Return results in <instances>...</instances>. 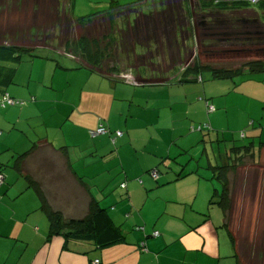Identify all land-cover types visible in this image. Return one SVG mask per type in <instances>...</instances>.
Returning <instances> with one entry per match:
<instances>
[{
  "label": "crops",
  "instance_id": "obj_1",
  "mask_svg": "<svg viewBox=\"0 0 264 264\" xmlns=\"http://www.w3.org/2000/svg\"><path fill=\"white\" fill-rule=\"evenodd\" d=\"M184 1L137 0L92 16L109 20L110 31L103 39L110 41L114 12L129 10L136 19L153 13L163 17V22L158 18L157 30L146 31L145 53L138 54L136 46L131 51L134 60L144 63L130 64L127 74L125 68L99 67L104 60L91 64L82 55L51 46L66 60L58 61L54 70L38 57L26 59L16 69L7 92L28 103L0 110V169L5 174L0 187V264L241 263L231 226L222 210L210 204L219 201L214 196L218 187L210 173L196 171L188 155L191 148L204 144V156L211 164H235L232 175L264 166V74L242 83L214 80L213 88L194 85L195 78H189L192 73L187 71L179 75L181 79L170 75L188 53L186 42L196 44L194 53L197 45L204 46L196 35L197 23L195 36L188 29L193 21L188 27L189 0ZM65 3L57 0V13L65 14ZM196 4L200 11L222 9L219 0L214 4L196 0ZM134 21L126 29L134 30ZM153 61L164 62L165 67L158 70ZM206 101L213 113H208ZM101 123L111 133H123L115 145L111 135L90 136ZM198 125L210 129L192 132ZM245 130L243 140L249 141L251 151L240 161L244 153L232 152L241 146L230 133ZM221 135L224 143L218 140ZM208 141L217 146L216 154L207 153ZM35 145L20 173L13 166L15 159ZM162 166L169 172L164 174ZM155 169L160 173L157 181L149 175ZM188 172L198 175L192 185L188 176L178 180ZM24 176L41 186L51 209L66 219L84 218L90 204L97 202L125 240L99 249L93 242L67 241L61 235L49 238L50 223ZM232 202L233 210L240 208L236 199Z\"/></svg>",
  "mask_w": 264,
  "mask_h": 264
},
{
  "label": "rangeland",
  "instance_id": "obj_2",
  "mask_svg": "<svg viewBox=\"0 0 264 264\" xmlns=\"http://www.w3.org/2000/svg\"><path fill=\"white\" fill-rule=\"evenodd\" d=\"M209 1L214 4L216 0ZM209 1L206 0L207 3ZM66 2L65 9L67 12L65 11V14H62L56 12L58 8L57 0H0V47L12 46L29 50L35 49L32 53L35 57L40 58L38 61L48 63V65L51 64V68L54 70L58 61L65 62L66 60L59 53L58 56L53 48L77 57L81 55L79 45L84 44L83 42L86 39L89 42L95 41L98 43L96 56L100 57L102 54L106 56L100 57L104 61L99 67L125 68L126 71H129L130 68L128 66L130 64L142 65L144 63L143 61L137 62V60H134L131 51L136 46L138 54L145 53L147 48L145 45L146 31L152 33L153 29H158V18H161L162 22L164 21L162 16L154 15L155 13L150 14L146 18L139 16L136 19L131 14L132 11L121 9V13H112L110 41V38L103 39L110 31L108 29L109 20L103 19V17L96 19L93 17L88 21L89 16H94V14L102 12L103 9L109 10L112 6L111 2L117 5L127 2L131 4L137 2V0H66ZM196 5V0H189L188 4H185V9L188 12L186 14L188 17L186 23L188 22L189 27V20L193 21L192 26L194 28L192 26L187 28L194 36V22L197 23L196 35L199 42L204 43V46L197 45L196 53H194L193 49L196 44L186 42L187 48L191 52L189 53V50H186L188 53H186V56L184 55L183 62L175 63V66L181 65V70L176 68L171 71L170 75L181 79L182 76L179 78V75L194 65V61H192L194 57H197L196 60L198 59L203 65L208 64L216 68H237L249 61L252 62V60L259 61L261 59V61H264L263 11L258 10L254 6L248 9L230 7L226 13L221 12V10L224 11L225 9L216 10L213 8L200 11ZM62 8L63 5H61V11ZM191 11H194V14ZM70 15L75 20L84 18L87 22L74 21ZM182 19H184L183 16ZM130 20H135L133 23L134 30L126 29V24ZM168 21H171L169 15L167 16ZM200 21H203V24ZM123 29H125V32H123ZM136 34L140 36L136 37ZM153 46L155 45L153 44ZM153 46L152 48H154ZM25 56L24 61L31 59L30 56ZM70 61L73 62V60ZM153 64L158 66L156 67L158 70H160V67H165L164 62L153 61ZM141 70L144 69L142 68ZM126 71L125 73L127 74L128 71ZM153 75L161 78L157 73H153ZM198 77V75L191 74L189 78L197 79ZM248 77L238 76L233 81L226 82L242 83L243 81H250ZM256 78L257 75L252 79ZM203 79V83L197 84V82H194L193 84L199 85V87L211 85L210 88H213L214 80L209 72L204 71L202 73ZM226 132L228 133V131ZM211 133L216 139L217 134ZM230 136L235 138L237 140L236 143L240 146L249 144L248 140L244 141L241 139V131L231 132ZM220 139L223 141L222 135ZM206 145L208 146L207 153H210V155L211 153L216 154L218 148L215 144L213 145L212 142L208 141ZM212 146L213 151L211 150ZM203 151L204 144L191 148L188 155L190 162L194 165L195 161L202 160L204 162L206 157L203 155ZM192 157L194 160L191 161ZM167 165L165 164V166ZM161 168L164 174L169 172L167 167L162 166ZM246 169L241 171L242 173L238 171V173L236 172V174L231 176L230 208L226 219L234 234L241 264H264V166L261 169ZM197 176L196 173L188 175L187 181L192 185L198 179ZM190 184L187 183V185ZM210 185L213 188L212 182H210ZM215 185L218 188L222 187L216 182ZM30 193L33 195L34 192L31 190ZM233 199L237 200L240 208L235 207L233 210ZM210 204L212 207H219L222 210L218 204H212L211 201Z\"/></svg>",
  "mask_w": 264,
  "mask_h": 264
},
{
  "label": "trees",
  "instance_id": "obj_3",
  "mask_svg": "<svg viewBox=\"0 0 264 264\" xmlns=\"http://www.w3.org/2000/svg\"><path fill=\"white\" fill-rule=\"evenodd\" d=\"M219 3H220L219 6L220 7L222 6V9H228L230 7L235 9H248L254 6L258 8V10L264 12V0H257L256 3H252L250 2V0H219ZM119 8H121V4L117 5L116 3L114 4V2H112L111 10L115 11ZM92 16H89L88 21L91 20ZM80 21L87 22V20L84 18L81 19ZM83 43L84 44L79 45L81 50V55L83 59H85L88 63L98 65L100 62H102V59H100V57L102 58L106 57L103 54L100 57L96 56L98 53L97 50L98 43L94 41L89 42V40L86 39L84 40ZM25 55H28L31 58L35 57L34 54L32 53V50L29 49H23L12 46L0 47V91H1L0 110H6L12 107L22 108L28 103L24 100H20L12 97L7 92V87L13 83L16 69L24 61L26 57ZM94 60H96V62H94ZM186 71H187L186 73L188 74L194 73L199 77H201L202 73L206 71L210 73L213 80L232 81L238 76H249L248 77L249 80H253L252 78L256 74H264V61L259 60V61L247 62L237 68H233V67L216 68L212 65H202L197 60L194 63V65L190 69L188 68ZM199 77L195 79V81L201 84L202 82L199 80ZM6 96H8L14 102L13 105H10L6 101H3L4 97ZM202 99L203 98H200V100ZM31 100L35 101V98L32 97ZM206 104H209V102L206 101ZM207 109L209 113V108ZM100 127L105 129L106 132L102 135H97L93 137L91 131L90 136L92 138H97L103 135H111V142L115 145L116 142L123 136V133L121 131H116L114 133L113 132L111 133L108 127L103 123H101L99 127L94 131H97ZM209 129L210 128H208L206 125L205 126L198 125L197 127H192V132L200 131L205 133L206 131H209ZM118 133H120L121 136L118 135ZM1 135L2 132L0 131V136ZM241 138L242 140L246 138V130L241 132ZM218 140L221 141V139ZM37 147L38 145L33 146L32 150L16 158L13 165L14 168L18 170L20 173H23L24 161L29 156V154ZM232 150H233L232 152L239 151V153L242 152L244 153V155L239 157V160L241 161V159H243L245 155L250 153L251 146L250 144L244 145L241 147L234 148ZM204 154L205 153H203V155ZM205 157L206 159L204 162L202 160L196 161L195 163L197 166L196 171L198 170H204V172L207 171L208 173L211 174V180H214L216 183H219L222 186L221 188H217L214 196L219 199L217 204L222 208L224 217L226 218L230 208L231 176L232 173L236 171L237 167L235 166V164L213 165L211 164L212 162L210 158H208V155H205ZM156 170L157 169L152 171H156ZM194 172H188L185 174V176H182L183 174L178 175V180L181 179L182 177L184 178L188 175H191ZM0 174L4 176V181H3L4 184L5 174L1 171V169H0ZM158 174L160 173L158 172ZM24 177L28 183V187L31 188L33 192H35V194H37V197L39 198L41 205L40 210L46 216V218L50 223L49 238L55 235H61L67 241L75 240V241L93 242L94 245L99 249L119 244L125 240V236L122 233L121 229L115 225L113 219L109 216L107 210L102 208L97 202H92L90 204L88 214L84 218L66 219L63 216V214H61L60 212H55L51 209L47 201V198L43 190L41 189V186L31 177H27V176ZM157 180L158 179H156L155 181ZM238 264L241 263L239 262Z\"/></svg>",
  "mask_w": 264,
  "mask_h": 264
},
{
  "label": "built area",
  "instance_id": "obj_4",
  "mask_svg": "<svg viewBox=\"0 0 264 264\" xmlns=\"http://www.w3.org/2000/svg\"><path fill=\"white\" fill-rule=\"evenodd\" d=\"M250 2H252V3H256L257 2V0H250ZM201 81H202V78L200 77L199 78ZM3 101H6L8 104H10V105H13L14 104V102L8 97V96H6V97H4V99H3ZM209 106H208V108H209V111L210 112H213L214 111V107L213 106H211L210 104H208ZM106 132V130L105 129H103L102 127H100L97 131H92V136L94 137V136H97V135H102V134H104ZM118 135H120L121 136V134L120 133H118ZM150 175H151V177L153 178V179H158L159 178V174H158V172L157 171H151L150 172ZM3 181H4V176H2V174H0V186L3 184ZM126 185H123V187H125ZM159 235V233H155V236H158ZM92 264H100V260H95Z\"/></svg>",
  "mask_w": 264,
  "mask_h": 264
},
{
  "label": "clouds",
  "instance_id": "obj_5",
  "mask_svg": "<svg viewBox=\"0 0 264 264\" xmlns=\"http://www.w3.org/2000/svg\"><path fill=\"white\" fill-rule=\"evenodd\" d=\"M201 78H202V76H201ZM157 171V170H156Z\"/></svg>",
  "mask_w": 264,
  "mask_h": 264
}]
</instances>
